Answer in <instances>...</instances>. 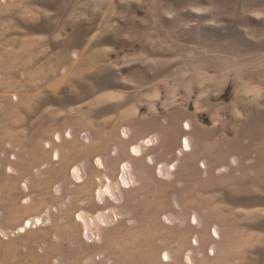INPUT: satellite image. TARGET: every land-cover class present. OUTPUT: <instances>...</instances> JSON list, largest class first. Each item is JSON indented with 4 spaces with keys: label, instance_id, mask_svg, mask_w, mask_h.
<instances>
[{
    "label": "rangeland",
    "instance_id": "obj_1",
    "mask_svg": "<svg viewBox=\"0 0 264 264\" xmlns=\"http://www.w3.org/2000/svg\"><path fill=\"white\" fill-rule=\"evenodd\" d=\"M0 264H264V0H0Z\"/></svg>",
    "mask_w": 264,
    "mask_h": 264
}]
</instances>
